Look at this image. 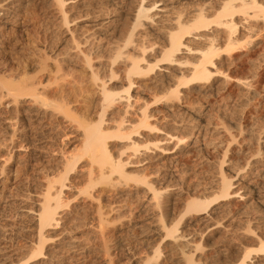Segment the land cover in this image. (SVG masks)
Listing matches in <instances>:
<instances>
[{
    "label": "bare ground",
    "instance_id": "1",
    "mask_svg": "<svg viewBox=\"0 0 264 264\" xmlns=\"http://www.w3.org/2000/svg\"><path fill=\"white\" fill-rule=\"evenodd\" d=\"M51 2L58 14V25L69 32V38L61 47L63 57H53L54 69L45 82L27 75L16 80L0 77V94L5 98L0 104L11 103L14 121H19L21 105L27 103L28 112L43 120L42 129L46 125L44 122L67 121L80 138L73 149L62 151L56 167L49 170L52 175L45 176L37 208L25 212L32 213L38 239L32 241L29 252L13 264H30L50 257L52 250L47 243L54 237L46 234L48 229L60 228L57 234L64 231L68 234L89 223L103 236V228L120 214L109 216L102 210L101 190L96 187L127 184L128 181L134 186H144V191L151 195L158 231L145 237L149 240L147 243L127 248V264H159L168 246L167 240L173 241L180 254L178 264H264V191H261L264 185L253 186L247 178L245 182L240 181L247 176L241 178L239 172L248 171L251 162L227 170L223 167L228 144L243 133L240 125L236 126L235 133L232 132L228 121V114L233 111L228 113L227 102L234 91L229 85L235 83L242 87L244 92L241 93L247 96L262 80V74L257 71L253 73V82L235 77L230 71L238 64L239 68L244 65V56L254 47H262L264 51V0H138L136 4L132 0ZM85 22L89 28L85 26L84 31L79 30ZM77 71L86 73L96 89V97L92 98L96 108L94 117L78 113L64 89L68 78L84 81ZM239 94L235 98L243 96ZM222 101L225 109L223 104L221 114H217ZM190 102L200 106L186 104ZM183 104L191 107L194 116L187 112L184 115L194 118V124L189 123L194 131L184 133L186 126L179 121L172 125V132L167 130L163 137L159 136L158 130L162 129L158 127L159 118L171 116L174 119V112ZM229 107L232 109L231 105ZM212 118L217 119L214 124H224L230 139L217 156L218 176L207 186L197 184L199 188L186 199L181 216L169 218L164 195L168 183L164 185L159 179L149 178L145 171H129L128 161L122 155L130 150L129 155L137 158L135 161H144L154 149L164 154L180 152L189 144L187 140L192 135L196 143L200 141L202 134L208 132L205 128L211 125ZM27 131L21 135L26 137ZM16 132L14 128L12 136ZM243 140H246L244 136ZM24 142L29 148L31 141L25 139ZM199 145L197 149L201 150ZM249 151L247 159L256 157L255 162H264V140H257ZM49 171L47 169L46 174ZM256 174L264 176L262 172ZM75 175L84 178V184L80 181L83 186L78 183L75 187ZM66 188H74L75 192L69 195ZM81 194L84 196L80 201L85 198L90 203L96 201L94 216L72 201ZM234 200L236 207L232 208ZM185 215L196 221L194 234L184 231L185 228L179 231ZM105 241L104 246L100 245L102 258L107 264H113L114 255Z\"/></svg>",
    "mask_w": 264,
    "mask_h": 264
},
{
    "label": "rangeland",
    "instance_id": "2",
    "mask_svg": "<svg viewBox=\"0 0 264 264\" xmlns=\"http://www.w3.org/2000/svg\"><path fill=\"white\" fill-rule=\"evenodd\" d=\"M119 1L121 2L122 0ZM132 1L133 4H136L138 0ZM56 14L57 12L53 9L51 0H0V77H13L16 80L22 75H27L32 76L34 79H44V82L47 80L54 69V58L61 59L63 57L61 47L65 39L69 38V32L66 31L65 27L58 25L59 18L56 17L58 16ZM82 25V28H79L81 31L85 30V26L87 29L89 28L87 27L89 25L87 22ZM257 48L254 47L248 55L251 58L244 56L245 64L240 66L241 69L238 64V67L236 66V68H232L233 71H230L231 75H236L235 77L240 76L249 81L255 79L253 77L255 71L262 74V80L257 84V87H254L255 89L253 88L251 91L249 90L251 95L247 93L248 98L241 93L244 92L242 87H238L235 83H231V86L229 85L234 91L227 102L228 113L233 111V114L232 112L228 114V118L230 119L228 121L231 122L230 124L233 127L232 132L235 133L236 126L239 127V125L244 129H242L243 133L240 134L242 137L236 135L237 140L235 139L230 143L228 141L230 140L228 139V132L222 126L224 124H214L213 121L217 122V119L212 118L214 120H212L211 125L209 124V127L207 126L206 128L205 126L203 127L208 132L202 134L200 141L196 143L192 135L191 139L187 140L189 144L184 145L185 148L183 147L180 152L175 151L173 154H164V152L161 153L154 149L148 153L149 156H147L149 158H146L144 161H135L137 158L129 155L130 150L125 151L122 155L128 161L129 171L131 170L135 173L145 171L149 178L159 179V182H164V185L168 183V191L164 195L167 200L169 218L177 219L178 216H181L184 203L186 199L193 195L197 184L199 187H202L207 186L208 183L211 184L210 182H214L213 179H216L218 176L216 169L218 157L221 150L227 147L228 142L231 145L228 144L227 156L225 157L226 162L223 164L224 170L237 168L246 161L251 163L253 161L252 164L250 163L252 167L248 168L250 172L248 169L246 172L245 170L239 172L238 175L241 178L247 176L240 181L245 182L247 178L253 186L264 185V181H262L264 180V176L259 177L256 174H259V172L264 173V162H255L257 158L254 156V158L250 157L247 159V155L250 152L249 149L251 150L254 147L255 142L257 140L261 142L264 140V51L261 50L262 47ZM76 74L83 77L84 81L76 82V80L68 78L69 82H67L64 89L68 94L71 105L78 113L94 117L96 108L92 98L96 97V89L86 73L77 71ZM239 92V95L243 96H237L238 98L236 97V99L235 96ZM4 100L5 98L1 97L0 94V102ZM220 103V112H217V114H221L223 104L224 109L226 106L223 101L222 105ZM244 103L246 104L245 106L243 105ZM186 104H190L191 107L192 105H195V107L200 106L198 105L199 103L190 102ZM186 104L180 105L176 109L174 119L171 116L169 119L159 116L162 121L159 118L158 127L162 128V131L158 130L159 136L163 137L165 132H172L173 126L180 122L186 126L184 129L186 132L184 133L188 134L189 132L187 131H191L192 128L189 123L194 124L195 121L188 114L190 115L191 113L190 116L194 115L190 112L191 107L188 106V109ZM230 105L232 109L229 107ZM13 108L11 103L0 104V264L17 263L18 258L29 252L32 241L34 242L38 239V232L32 218V213L27 214L25 212L29 210V212H32L37 208L36 203H38V199L41 196L46 177L52 175V172H50L52 171L51 168H55V165L60 161L62 151L73 149L80 138L78 131L67 121H60L59 123L56 121H52L51 123L44 122L46 125L42 129L43 120L40 121V119L36 118V115L28 112L30 109H27V103L21 105V108L24 110L19 114L21 121H14ZM185 112L188 114L184 115ZM213 115L214 117L216 116L214 113ZM187 118L189 125H185ZM175 119H177L176 122ZM35 120H39L38 122H41V125ZM29 123H31V126H29ZM35 125L37 128L34 127ZM39 126L41 129L38 128ZM14 128L17 132L16 135L12 136ZM48 128L50 129L48 130ZM25 129L29 131L26 132V137L21 135V132L26 131ZM192 131H194V128ZM203 136L205 137L203 138ZM243 136L246 140H243ZM24 138L29 139V142L31 141L29 148L24 146L26 145ZM168 144L166 143V145ZM198 145L201 150L197 149ZM47 169L48 171L50 170L48 174H46ZM75 176L74 181L76 185L75 182L73 184L75 187L78 183L79 185L84 184L82 176L81 178L80 176ZM80 181L82 184H80ZM204 182L205 185H203ZM68 188L64 189L65 192L67 191V194L70 195L75 192L74 188H70V190ZM96 188L99 191L101 190L99 201L100 205H102V210L107 212L109 216L120 214L116 218L114 217V220H111L110 224H107L103 228V236L97 230L90 227L91 224L89 223H85L87 227L84 224V227L81 226L82 231L79 227L68 234L65 231L64 233L57 234L61 231L60 228L48 229L46 234L49 233L48 235L51 234L50 237L52 235L54 237L47 243L51 247L50 249L53 254L51 253L47 259L41 258L30 264H107V261L102 258V251H100L103 248L101 246H104L103 241L105 240V244L108 248L110 247L109 250L114 255L115 261L113 264H127V248L132 244H138L139 246L147 243L149 241L148 238H145L147 235H150V233L151 235L157 234L158 226L153 215L155 212L154 206L152 205V200H150L151 195L144 191V186H134L133 182L128 181L127 184L119 183L116 186L100 184ZM261 189V191H264V187H261ZM83 196L81 194L76 198L77 200L72 199V201L78 203L79 207L81 206L80 208H83V211H86V213H95L94 204L96 201L90 203L88 198L80 201ZM235 200H238V198H235ZM235 200L233 201V205L231 204L232 208L236 207L234 206ZM188 216L185 215L183 217L179 225V231L185 228L184 231L194 234L196 221L190 219V215ZM73 234L76 236L75 238H73ZM68 235L72 237V240L69 239L70 236ZM62 240L71 241L72 243L66 245V242H61ZM167 242H169L168 246L164 249V254L159 264H178L180 254H178L179 252L172 240H167Z\"/></svg>",
    "mask_w": 264,
    "mask_h": 264
}]
</instances>
